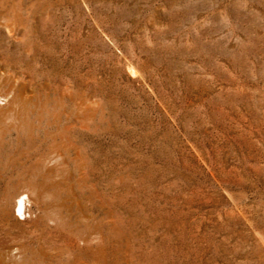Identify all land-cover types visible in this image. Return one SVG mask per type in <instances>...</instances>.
Listing matches in <instances>:
<instances>
[{
    "label": "rangeland",
    "instance_id": "374dc122",
    "mask_svg": "<svg viewBox=\"0 0 264 264\" xmlns=\"http://www.w3.org/2000/svg\"><path fill=\"white\" fill-rule=\"evenodd\" d=\"M0 264H264V0H0Z\"/></svg>",
    "mask_w": 264,
    "mask_h": 264
},
{
    "label": "bare ground",
    "instance_id": "6f19581e",
    "mask_svg": "<svg viewBox=\"0 0 264 264\" xmlns=\"http://www.w3.org/2000/svg\"><path fill=\"white\" fill-rule=\"evenodd\" d=\"M15 210L22 217L25 218L27 216V203L25 202V196H20L16 202ZM8 213V210H6Z\"/></svg>",
    "mask_w": 264,
    "mask_h": 264
}]
</instances>
